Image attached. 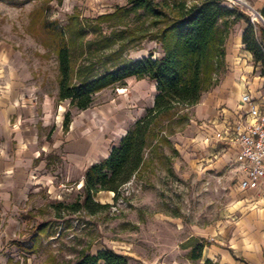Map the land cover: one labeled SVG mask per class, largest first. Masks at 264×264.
Instances as JSON below:
<instances>
[{
    "label": "rangeland",
    "instance_id": "rangeland-1",
    "mask_svg": "<svg viewBox=\"0 0 264 264\" xmlns=\"http://www.w3.org/2000/svg\"><path fill=\"white\" fill-rule=\"evenodd\" d=\"M128 1H0V100L11 105L9 95L13 87L10 81L13 79L23 84L20 100L24 107L33 106L38 119L44 96L57 98L56 58L44 57L48 51L29 32L35 10L43 9L48 20L65 26L68 16L76 10L84 19H94L126 6ZM245 1L255 11L261 13L263 10L264 0ZM223 4L240 9L256 24L264 26V21L255 17L251 8L233 0H224ZM245 27L246 23L240 22L232 28L231 34L236 35ZM127 57L160 59L163 51L156 42L146 41L140 50L128 52ZM230 61L249 69L253 91L264 93V68L260 64L254 68V61L242 55H232ZM230 68L232 70L233 64ZM133 91L112 88L98 95L93 107L85 112L92 121L97 117L98 129L102 128L105 138H109V133L103 114L113 100L118 102L122 98L126 109L133 112L141 108L134 95L137 91ZM144 91L142 107H152L156 88L147 81ZM190 114L194 118L192 109ZM52 128L39 132L41 143ZM210 135L201 124L190 122L171 137L173 147L164 146L166 155L171 157L169 160L154 156V162L124 185L117 198H112L108 191L99 193L95 201L105 207L98 208L95 214L85 210L75 212L71 208L84 198L85 172L63 177L58 171L65 170L66 164L60 158L53 159L49 172L55 176L54 185L30 194L25 204L2 216L5 221L0 227L3 234L0 236V264H76L81 250L89 244L92 245L91 254L96 253V246L104 244L129 256L130 264H146L154 254L160 256L165 250L174 251L195 228L211 229L214 234L209 240L215 243L245 228L252 214L259 219L262 212L256 210H264L259 205L264 199L238 189L234 157L221 153L218 147L214 149L209 142ZM114 206H118V212L113 210Z\"/></svg>",
    "mask_w": 264,
    "mask_h": 264
},
{
    "label": "trees",
    "instance_id": "trees-1",
    "mask_svg": "<svg viewBox=\"0 0 264 264\" xmlns=\"http://www.w3.org/2000/svg\"><path fill=\"white\" fill-rule=\"evenodd\" d=\"M223 1L129 0L126 6L94 19H84L76 10L65 26L48 20L43 9L32 13L30 34L48 51L44 57L56 58L57 103L69 101L70 109L86 111L100 93L122 88L130 78L156 82L154 105L113 147L106 160L87 169L84 198L72 210L95 214L105 207L95 201L99 193L108 191L117 198L124 185L154 162V156L171 158L164 146L173 147L171 137L190 124V110L220 85L226 72V45L238 23H246L243 44L256 64L264 68V26L254 24L250 15L225 6ZM261 15L264 18V9ZM146 41L156 42L163 57L128 59V52L140 50ZM72 120V112L68 111L63 124L65 134ZM54 130L47 135L48 142H52ZM174 152L178 154L176 149ZM212 244L192 238L182 248H192L189 259L197 262L205 247ZM91 248L89 244L81 250L76 264H130L129 256L113 249L92 255Z\"/></svg>",
    "mask_w": 264,
    "mask_h": 264
},
{
    "label": "crops",
    "instance_id": "crops-1",
    "mask_svg": "<svg viewBox=\"0 0 264 264\" xmlns=\"http://www.w3.org/2000/svg\"><path fill=\"white\" fill-rule=\"evenodd\" d=\"M245 29H240L236 35L230 34L226 45V72L222 81L192 108L194 118L191 120L192 124H201L203 129L211 132L209 142H212L213 148L217 150L218 147L219 151L226 156L232 155L234 165L236 149L231 143L219 141L216 135L226 127V121L235 120L244 114L240 105L244 94H250L259 105H264V93L254 92L253 84L249 82V69L245 70L237 66V63L230 61V56L242 55L254 61V68L258 65L243 44ZM231 64H233L232 70ZM10 82L13 87L9 95L12 99L11 105L7 106L5 101L0 100V227L4 225L2 224L5 221L2 219L4 214L25 204L30 194L39 192L42 187L54 185L55 176L49 172L53 159L60 158L66 164L65 170L58 171V174L63 177L71 176L72 173L86 172L89 167L106 160L113 147L120 144L135 123L146 115L147 109L151 108V106L142 107L145 104L144 85L147 80L128 79L127 84L118 89L121 92L129 88L132 92H134L133 89L136 90L137 93L134 95L141 108L133 112L126 109V102L122 98L118 102L113 100L109 110L103 114L109 133V138H105L102 128L98 129L97 117L93 121L91 117L88 118L85 112L89 109L86 111L70 109L69 101L57 103V98L44 96L41 116L39 119L36 118L33 106L24 107L20 100L23 84L17 79ZM151 83L156 88V82ZM68 111L72 112L73 120L69 132L65 134L63 124ZM13 118L15 122H12ZM51 126L56 128V134L54 137L51 136L52 142H48L46 136L45 141L41 143L39 132ZM49 155L54 158L48 160L46 157ZM42 156L44 159L36 164V160ZM242 192L249 193L250 196L255 194L254 191ZM107 194H112V198L115 196V193L107 192ZM259 205L264 208V203ZM256 212H262L259 219L256 220L253 214L249 216L245 228L229 233L227 239H222V242H213L211 246L205 247L202 258L197 262L189 259L192 248L183 249L182 245L192 238L209 240V237L214 234L211 229L191 230L174 251L165 250L160 256L154 254L153 259L146 264H206L207 262L210 264H264V210L259 208ZM1 235L3 234L0 232ZM106 248L115 250L102 244L96 246V253L92 255Z\"/></svg>",
    "mask_w": 264,
    "mask_h": 264
},
{
    "label": "built area",
    "instance_id": "built-area-1",
    "mask_svg": "<svg viewBox=\"0 0 264 264\" xmlns=\"http://www.w3.org/2000/svg\"><path fill=\"white\" fill-rule=\"evenodd\" d=\"M252 22L255 24L254 19ZM240 105L244 114L226 121V127L216 137L231 143L237 151L238 189L254 191L264 199V105L250 94L242 96ZM113 210L118 212V206Z\"/></svg>",
    "mask_w": 264,
    "mask_h": 264
},
{
    "label": "water",
    "instance_id": "water-1",
    "mask_svg": "<svg viewBox=\"0 0 264 264\" xmlns=\"http://www.w3.org/2000/svg\"><path fill=\"white\" fill-rule=\"evenodd\" d=\"M249 8H251L250 6H249ZM252 9V8H251ZM253 11H254V15H255V17H258V18H260L262 21H264V18H263V16L261 15V13L260 12H257V11H255L254 9H252Z\"/></svg>",
    "mask_w": 264,
    "mask_h": 264
},
{
    "label": "bare ground",
    "instance_id": "bare-ground-1",
    "mask_svg": "<svg viewBox=\"0 0 264 264\" xmlns=\"http://www.w3.org/2000/svg\"><path fill=\"white\" fill-rule=\"evenodd\" d=\"M233 1H235V2H237V3H240V4H242V5H244V6H246V7H248V9H249V6H248V4H247V2L245 1V0H233ZM251 7V6H250ZM251 10V9H250Z\"/></svg>",
    "mask_w": 264,
    "mask_h": 264
}]
</instances>
